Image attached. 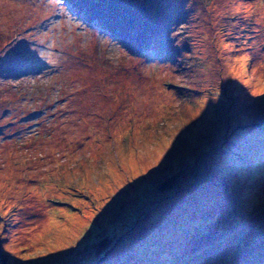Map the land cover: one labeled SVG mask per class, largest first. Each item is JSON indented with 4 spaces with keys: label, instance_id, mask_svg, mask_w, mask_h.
I'll return each mask as SVG.
<instances>
[{
    "label": "rangeland",
    "instance_id": "rangeland-1",
    "mask_svg": "<svg viewBox=\"0 0 264 264\" xmlns=\"http://www.w3.org/2000/svg\"><path fill=\"white\" fill-rule=\"evenodd\" d=\"M263 63L264 0H0V264H264Z\"/></svg>",
    "mask_w": 264,
    "mask_h": 264
},
{
    "label": "trees",
    "instance_id": "trees-1",
    "mask_svg": "<svg viewBox=\"0 0 264 264\" xmlns=\"http://www.w3.org/2000/svg\"><path fill=\"white\" fill-rule=\"evenodd\" d=\"M174 179H175V177L172 176L169 180H167L166 182H164V184L161 185V188L162 189H171V188H173L174 184H175ZM253 257H254L253 260L259 259L257 255H254Z\"/></svg>",
    "mask_w": 264,
    "mask_h": 264
},
{
    "label": "bare ground",
    "instance_id": "bare-ground-1",
    "mask_svg": "<svg viewBox=\"0 0 264 264\" xmlns=\"http://www.w3.org/2000/svg\"><path fill=\"white\" fill-rule=\"evenodd\" d=\"M126 13V12H125ZM95 17V16H94ZM101 25V24H100ZM264 64V63H263ZM32 178V177H31ZM20 196V195H19Z\"/></svg>",
    "mask_w": 264,
    "mask_h": 264
}]
</instances>
